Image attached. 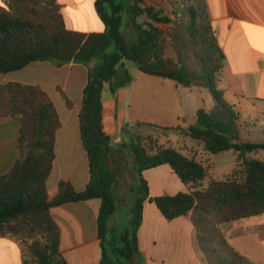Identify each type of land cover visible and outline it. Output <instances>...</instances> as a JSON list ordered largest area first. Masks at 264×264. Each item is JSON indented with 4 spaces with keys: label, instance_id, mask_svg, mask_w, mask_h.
Returning <instances> with one entry per match:
<instances>
[{
    "label": "trees",
    "instance_id": "16d2710c",
    "mask_svg": "<svg viewBox=\"0 0 264 264\" xmlns=\"http://www.w3.org/2000/svg\"><path fill=\"white\" fill-rule=\"evenodd\" d=\"M10 2L12 8L0 13V74L38 61L57 66L74 62L88 68L80 134L88 155L90 181L78 192L69 181L61 180L52 201L47 181L56 157V135L62 126L55 104L39 86L19 81L0 84V122L14 116L22 120L17 159L0 176V235L22 241L30 258L25 262L69 264L60 249L61 230L51 208L99 199L101 264H139L138 230L143 203L149 197L142 172L168 164L188 191L154 199L164 217L173 220L191 215L196 244L207 264H256L231 246L222 226L264 214V158L251 155L264 152V142L242 140L246 123L220 88L226 56L212 26L207 0H180L171 16L143 7L144 0H132L129 33L122 32L123 1L96 0V11L106 30L88 34L66 27L57 0ZM142 14L152 23H139L136 17ZM159 23L169 27L160 28ZM125 62L185 88L209 91L213 104L197 111L196 123L186 133L210 154L236 153L241 169H234L225 179H212L204 187L211 164L204 165L172 147L148 149L140 134H130L128 143L112 145L103 126L102 93L106 85L115 94L133 83L134 74ZM111 155L131 158L132 170L140 178L133 190L135 199L127 206L130 217L126 227L111 225L119 208V179L108 162Z\"/></svg>",
    "mask_w": 264,
    "mask_h": 264
},
{
    "label": "crops",
    "instance_id": "0c3cea01",
    "mask_svg": "<svg viewBox=\"0 0 264 264\" xmlns=\"http://www.w3.org/2000/svg\"><path fill=\"white\" fill-rule=\"evenodd\" d=\"M57 2L68 29L81 28L83 30L74 31L87 34L106 30L96 11V0ZM144 4L162 8L164 14L171 16L169 0H144ZM207 4L212 26L226 56L220 88L244 122L252 120L255 129L264 128V0H207ZM11 8L10 0H0V13ZM133 74L134 81L129 86L113 94L106 85L102 93L103 126L112 145L128 143L130 135L127 134L137 127L170 129L169 137L174 143L167 147L213 166V154L186 133L196 123L197 111L213 104L209 91L185 88L173 80L139 70ZM14 81L41 87L60 117L62 126L56 135L54 167L47 181L49 201L56 197L61 180L69 181L78 192L85 190L90 181V165L80 134V111L88 68L74 62L57 66L50 61H38L21 70L0 74V84ZM64 96L70 100L71 107ZM21 124L19 116L0 122V176L6 174L17 159ZM174 128L179 130H171ZM182 136L203 153L190 155L180 148ZM242 140H245L243 134ZM232 156L234 167L236 153ZM142 176L148 183L149 197L143 203L138 230L139 264H207L196 244L191 215L167 220L154 202L160 196L187 192L186 185L168 164L144 170ZM204 183L206 187L208 184ZM100 206L101 200L93 199L51 208L52 217L61 230L60 249L69 264H101ZM118 213L119 208L112 226L121 225L119 220L124 215L119 217ZM222 230L236 251L256 264H264V214L225 224ZM26 260L30 258L21 240L0 235V264H33Z\"/></svg>",
    "mask_w": 264,
    "mask_h": 264
},
{
    "label": "rangeland",
    "instance_id": "374dc122",
    "mask_svg": "<svg viewBox=\"0 0 264 264\" xmlns=\"http://www.w3.org/2000/svg\"><path fill=\"white\" fill-rule=\"evenodd\" d=\"M121 1H123L122 3L125 4V11L123 13L122 32L129 33L131 29V23H130L131 10L130 9H131L132 0H121ZM169 4H170L169 8L171 9V15H172L173 9L178 7V5L180 4V0H169ZM142 6L144 7L147 5L143 4ZM158 10L163 12L162 8H158ZM136 18L139 23H143V24L152 23V21L144 14L139 15ZM156 25H159L160 27L164 29L169 27V25L162 24V23H159ZM72 30H83V29L76 28ZM169 53L170 55L173 56V52L171 48L169 49ZM124 65L128 66L130 70L132 71V73L138 70L135 64L132 62H125ZM56 102H58L59 109L62 110L58 99H56ZM245 122L247 126V131L242 132L245 138L244 141L264 142V128L255 129V126L252 120H248ZM130 134H140L141 136L145 137L146 139L145 145L147 146L148 149L150 148V146H154L155 150H157L159 147H167V146L173 145L174 143V139L172 140L169 137L171 133L167 129L157 130L155 128L137 127L135 128V130H133L131 133H128L127 135H130ZM150 139L152 140V142H150ZM179 143H180V148H183L190 155H192L193 152L199 153V154L203 153L202 150H200L197 146L194 147L192 146V144L190 145L191 143L190 140L185 139L183 136L182 138L179 139ZM232 155H233V152H226V153L212 156L213 166L212 165L210 166L208 178L205 180V183H204L205 185H207L209 181L212 179H216V180L225 179L236 168L239 170L241 169V166L240 167L237 166L238 160L235 166L233 167V163H232L233 156ZM251 155L256 158H261V159L264 158L263 151H258ZM200 156L201 155H199V159H200ZM118 157H119L118 155L117 156L111 155L108 158V162L119 179L118 202L120 206H119L118 216L122 217L124 215V217L119 220V224H121L123 227H126L129 224L130 216L127 214H124V212L127 209L126 207L129 206L135 199V194L133 193V190L136 188L137 184L140 183V180H139L140 178L138 175H136L137 173H135L134 170H132L131 158L127 156L125 158H118ZM115 218L117 217L115 216ZM115 218H113L111 222H113Z\"/></svg>",
    "mask_w": 264,
    "mask_h": 264
}]
</instances>
